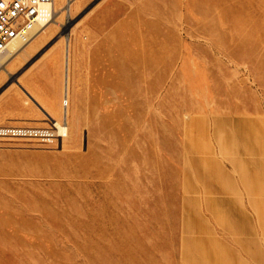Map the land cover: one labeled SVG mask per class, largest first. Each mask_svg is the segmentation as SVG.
Here are the masks:
<instances>
[{"label":"rangeland","instance_id":"1","mask_svg":"<svg viewBox=\"0 0 264 264\" xmlns=\"http://www.w3.org/2000/svg\"><path fill=\"white\" fill-rule=\"evenodd\" d=\"M64 9L0 69V126L50 133L0 137V264L236 257L223 225L264 204L184 196L236 180L237 118L264 119V0H74L67 34Z\"/></svg>","mask_w":264,"mask_h":264},{"label":"crops","instance_id":"2","mask_svg":"<svg viewBox=\"0 0 264 264\" xmlns=\"http://www.w3.org/2000/svg\"><path fill=\"white\" fill-rule=\"evenodd\" d=\"M15 56L16 54L9 60ZM238 120L240 123H237V137H241L244 141V151L238 155L235 163L238 178L236 180L226 178L228 168H225L226 164L222 162L221 172L225 178L188 183L187 187L191 189L190 195L184 198L197 202L215 201L222 205L236 202L238 205H248V209H251L249 206L251 205L257 213L255 205L264 204V119L241 117L237 118ZM228 160L227 156L225 162L227 163ZM182 187L185 188L184 183ZM245 208L246 206L243 210H239L235 228L229 231L225 223L224 231L221 233V235H236V257L229 260V241L215 237L211 243L207 242L203 248H200L205 254L210 253L206 256L211 258L208 260L210 263L206 264H264V251L254 238L256 235H264V225L256 226L255 219L245 212ZM214 233H216L214 229L207 223H204L202 231L198 232L199 235L205 236H212Z\"/></svg>","mask_w":264,"mask_h":264},{"label":"built area","instance_id":"3","mask_svg":"<svg viewBox=\"0 0 264 264\" xmlns=\"http://www.w3.org/2000/svg\"><path fill=\"white\" fill-rule=\"evenodd\" d=\"M55 2L56 0H0V58L13 52L12 49L24 31L31 29L34 37L52 23ZM70 12L68 14L72 20ZM79 15L84 18L86 13L80 11ZM49 134V131L41 129L0 126V137Z\"/></svg>","mask_w":264,"mask_h":264},{"label":"bare ground","instance_id":"4","mask_svg":"<svg viewBox=\"0 0 264 264\" xmlns=\"http://www.w3.org/2000/svg\"><path fill=\"white\" fill-rule=\"evenodd\" d=\"M63 7L65 8V16H67V23H66V25L64 24L63 32L65 34H67L69 32L70 25L72 24L71 18L69 17V14H68L72 9V0H66L65 4L61 5V6H57V4L55 3L54 8H52V21L58 23V21L55 19V16H56L57 12H59V10L63 9ZM33 35H34V32L31 29H27L26 31H24L21 34L20 38L18 39L17 44L12 49L13 52L11 54H9L8 56H4V57L0 58V69L4 68L7 60H9L11 57H13V55L17 54L19 49L23 46V44L26 41L30 40ZM68 38H69V36H68ZM65 95H68L67 91H66ZM54 125L57 127V129L60 133L64 132L66 129V127L62 123H60L59 121H56L54 123Z\"/></svg>","mask_w":264,"mask_h":264},{"label":"water","instance_id":"5","mask_svg":"<svg viewBox=\"0 0 264 264\" xmlns=\"http://www.w3.org/2000/svg\"><path fill=\"white\" fill-rule=\"evenodd\" d=\"M24 89V88H23ZM25 90V89H24ZM26 91V90H25Z\"/></svg>","mask_w":264,"mask_h":264}]
</instances>
